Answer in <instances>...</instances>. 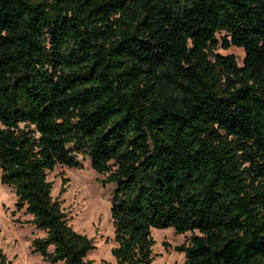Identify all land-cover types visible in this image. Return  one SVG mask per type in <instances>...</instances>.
I'll return each mask as SVG.
<instances>
[{
  "label": "trees",
  "instance_id": "16d2710c",
  "mask_svg": "<svg viewBox=\"0 0 264 264\" xmlns=\"http://www.w3.org/2000/svg\"><path fill=\"white\" fill-rule=\"evenodd\" d=\"M84 158L112 262L50 197ZM0 185L49 264H151L164 229L182 264H264V0H0Z\"/></svg>",
  "mask_w": 264,
  "mask_h": 264
},
{
  "label": "rangeland",
  "instance_id": "374dc122",
  "mask_svg": "<svg viewBox=\"0 0 264 264\" xmlns=\"http://www.w3.org/2000/svg\"><path fill=\"white\" fill-rule=\"evenodd\" d=\"M215 52L221 56L231 55L239 67L243 58L241 49L220 47ZM105 176L95 174L88 161L80 160L75 169L55 167L46 175L50 183V197L55 200L65 215L68 226L76 233L92 240L94 249L86 256L94 263L112 262L110 249L112 227L108 215L112 184L104 182ZM15 197L11 190L0 185V252L11 264H49L37 254L31 253V242L41 238L30 223V217L14 207ZM192 233L178 235L171 229L150 230L153 240L151 264H182L183 254L174 248L186 244ZM61 264V263H56Z\"/></svg>",
  "mask_w": 264,
  "mask_h": 264
}]
</instances>
